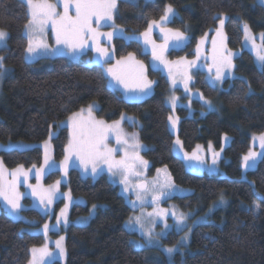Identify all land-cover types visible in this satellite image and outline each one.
<instances>
[{
	"label": "trees",
	"instance_id": "1",
	"mask_svg": "<svg viewBox=\"0 0 264 264\" xmlns=\"http://www.w3.org/2000/svg\"><path fill=\"white\" fill-rule=\"evenodd\" d=\"M166 5L176 11L168 25L189 34L182 47L168 50L170 56H192L225 15L227 45L239 49L234 57L235 74L224 78L221 87L211 85L203 70H198L194 80V86L217 102L220 111L204 110L198 99L193 100L191 113L185 106L173 111L165 101L167 77L149 65L146 72L154 82L152 92L139 101H130L110 86L101 64L63 54L25 59L27 5L23 0H0V28L7 33L0 52L9 69L1 82L0 141L38 142L53 128V157L59 159L68 130L58 121L96 101L95 112L105 120L122 113L136 119L150 172L165 166L175 184L191 189L166 200L183 210L206 215L193 226L188 247L174 252L169 260L158 247L134 244L138 234L124 226L132 209L116 184L104 173L96 178L83 177L72 167L67 186L85 203L71 206L70 219L87 214L92 204L96 209L86 223L70 222L64 229L66 264H264V150L254 167L242 172L240 166L241 154L248 148L257 155L256 147L250 145V133H264V65L258 67L252 53L242 47L240 23L264 33V7L255 0H117L115 22L144 38V33L153 32L149 22L158 19ZM111 45L118 58L131 53L147 62L148 53L137 39L115 35ZM173 112L179 116L176 133L169 120ZM224 133L231 139L223 148L228 159L221 162V172L194 171L175 152V148H182L192 157L202 149L197 144L219 145ZM0 157L8 167H30L42 162V151L38 145L10 148L0 150ZM186 161L194 167L190 159ZM57 176L58 171L51 170L44 180L49 182ZM22 211L26 217L37 218L38 223L45 219L35 208ZM31 225L27 219H13L0 211V264L27 263L30 247L43 242L41 234L28 230ZM178 234L173 231L163 239L172 244Z\"/></svg>",
	"mask_w": 264,
	"mask_h": 264
},
{
	"label": "rangeland",
	"instance_id": "2",
	"mask_svg": "<svg viewBox=\"0 0 264 264\" xmlns=\"http://www.w3.org/2000/svg\"><path fill=\"white\" fill-rule=\"evenodd\" d=\"M260 3L264 7V0H255ZM52 3H58V0H50ZM170 5H166L163 14L155 20H151L149 22H156L152 24L153 32L145 36L144 38L136 33H130L125 31L121 25L115 22V12L113 14V20L115 22L116 28H113V21L101 22V25L97 27L95 23L92 24V27L96 29V31L100 34L95 43L93 40L88 41V46L81 51L73 52L63 45L57 46L55 43V38L52 35L51 28L49 27L45 36L46 42L50 46V51H40L33 57H29L26 48L24 52V57L27 60H34L43 56H53L57 54H63L71 58H83L87 63H98L101 64L104 68L105 74L107 76L108 83L114 89H117L124 99L130 101H139L146 96H148L152 90L154 82L150 79L146 72V67L149 65L152 68L160 70L168 80V91L166 95V103L167 105L174 111L177 106H185L189 109L190 113L193 110L192 102L194 99H198L201 101V104L204 106V110H217L220 111V105L213 101L210 98L203 96L201 91L194 86V80L196 77V73L198 70H203L206 80L216 87L222 86V81L215 80L217 67L223 62L224 57H227L229 53H231V63L233 68L231 69V74L226 75V77H231L235 74L234 72V57L238 54L239 49L229 48L227 45L226 33L224 27L222 29V35L218 34L217 30L220 29L219 20L214 27L211 28L212 34L208 40L202 42V44L194 50V54L192 56H170L168 54L169 49H177L182 47L187 41L189 34L184 31H180L178 29H174L168 25L169 20L176 13L175 9H173V14H170L169 19L166 21H161V17L165 15V11L167 7ZM28 9V8H27ZM73 10H70V15L73 14ZM57 11L63 13L64 8L62 4H59ZM29 18V16H28ZM220 18L225 20V15H221ZM27 23V22H26ZM246 22H241V30H242V47L249 50L255 60V63L258 67H261L260 61L257 59L259 54H264V43L262 41L263 31L254 32L248 26L247 36L245 34L244 24ZM159 24V26H157ZM247 24V23H246ZM248 25V24H247ZM162 29H164L162 31ZM5 31L4 29H1ZM171 30V31H168ZM180 31L184 33L186 37L182 41H175L171 38L172 33ZM6 32V31H5ZM115 32V35L122 36L124 39H137L141 48L144 52L148 53L147 62L140 60L136 57L127 56L126 58H118L115 54V51L111 45L112 38L109 39L106 33ZM24 33L27 37V45H28V34L27 30L24 27ZM112 36V37H113ZM167 37V39H166ZM215 41V44H214ZM6 40L3 43H0V49L5 45ZM255 45V46H254ZM99 46L103 48L107 52V56L101 58L100 54L95 50V47ZM59 48V51L55 49ZM157 52L158 55H162L164 60L167 61V65L161 63L160 60L153 58V50ZM85 54V55H83ZM0 57L2 54L0 52ZM107 62H104V61ZM195 62L194 65H191L189 62ZM3 62V61H2ZM119 62V63H118ZM4 64V62H3ZM140 65H143V75L146 77L148 81L151 82V86L145 92H139L138 90L133 89H125L124 86L119 83L117 80L113 79L112 76L108 74L107 69L112 67L117 74L125 76L129 83L135 82V77L137 76ZM5 72L4 75L8 72V67L4 64ZM228 70L225 69V72ZM3 76H0V94L2 93L1 82ZM191 77V79H188ZM225 77V78H226ZM187 86V90H186ZM176 97L175 103H173L172 98ZM96 104V106H94ZM92 106L91 117L89 116V106ZM97 102L91 101L87 106L82 107L79 111H74L70 113L66 118L58 121L59 125H64L68 130L67 141L64 145L63 156L59 159H55L53 157V148L51 137L55 134V130L53 128L50 129L48 136L38 142H27V141H8L3 142L0 141V150H6L10 148H18L24 149L29 148L34 145H38L42 151V162L40 164H34L30 167L23 166H6L1 157H0V184L4 186L6 190H9L12 182H13V173L16 170H21V172L16 175V184L15 191L18 193H22L23 195L20 197V204L22 205L18 214H13L8 206L5 204L4 200L0 198V211H4L7 215L12 217L13 219L24 218L27 219L30 223L34 224L28 226V230L32 233H39L43 236V242L39 245H33L30 247V257L26 264H29L32 259V248H43L47 247L49 251L54 253L52 263L57 261V264H66V247L64 239L61 241L63 248L65 249V255L63 259L59 257V250L57 249L56 241L60 240L61 237L65 238V228L68 223L73 222L76 224L86 223L89 218L94 214L96 205H90L89 212L87 214L77 215L70 219V210L71 206L74 203H85L82 197H76L71 192L69 187L67 186L68 182V170L72 167L76 168L80 175L83 177H91L96 178L100 174H105L107 178L114 184L117 185L120 194L123 195L125 201L128 203L130 208L132 209L129 216L124 221V226L131 231H135L138 234L137 238H133L134 244L137 247L141 246H150V247H158L165 255L171 260V257L174 252L184 251L188 245L190 240V235L193 226L206 219V215L197 214L195 210H183L179 208L172 200H166L171 197L173 194L184 195L191 192V189L188 187L180 186L175 184L170 176L169 171L165 166H158L152 172L149 171V162L142 154L143 144L138 139V127L135 125L136 119L128 114L122 113L117 118L113 120H105L104 118L98 116L95 112L97 108ZM78 114L74 118L75 121L87 123L91 119L96 121H104L105 125H112L113 122H120V129L122 130L121 141L124 139L128 140V143L125 144L123 142H117V135L109 130L106 134L107 139L105 143L107 147L113 149L112 158L113 160H121L126 159L128 164L131 165L130 170L127 172H118L116 175H112L108 170V165L106 163L97 162V171L96 173L92 172L93 163L88 162L86 165L81 163V160L77 157L76 153H72L68 161L65 163L64 167H61V163L65 161V156L69 155L68 152L65 151L68 148L69 141L72 139L71 132L72 128L70 124L73 121L69 120V117H72L73 114ZM123 117V118H122ZM173 119L176 120V126L173 128L171 125V130L176 133L178 127L179 116H177L173 112ZM128 124V126H127ZM130 125V127H129ZM133 134H135V141L132 139ZM264 133H250V145L251 147H256L257 155L254 159L249 160L248 167H243L244 157L247 156L251 152V148H248L245 152L241 154L240 158V166L242 168V172L247 170L248 168H252L255 166L258 158L260 157L264 148L261 147L259 142V137ZM231 136L229 134H222L220 137L219 145H216L213 142H208L206 145L197 144L196 146L202 147L195 156L199 157V159H190L192 166H189L186 161L185 154L189 155L190 151H186L182 148H175L176 154H178L186 165L194 171H222L221 162H225L228 157L224 155L223 148L230 142ZM138 142L140 147L139 149L134 148L132 145ZM138 152L139 158L137 159L136 153ZM45 153H47L49 157V164L45 165ZM128 154L127 157L125 154ZM218 154V155H215ZM141 159L146 161L147 164L141 163ZM213 159H215V163H213ZM42 170L39 179H37L38 170ZM51 170H57L58 176L52 181H45L46 174ZM159 170V171H158ZM114 171H116L114 169ZM22 173H27V182L25 183V176ZM124 175H127L126 183H121V180L124 178ZM60 181L59 185H57V195L53 199L52 203L48 205L47 210L43 205H41L40 200L37 196L32 195V188L28 187V185L37 186V191L42 192L43 190L49 189L50 186L56 185V182ZM140 182H145L147 191L145 189H139L138 185ZM166 182L171 184V187L164 186ZM127 187V191L125 188ZM166 193L165 195H161V193ZM67 193L69 195L65 196ZM137 193L140 194V199L137 198ZM158 197V199L154 200L153 197ZM47 203V201H45ZM218 204V203H217ZM95 206V207H93ZM35 208L37 209L45 219L38 223L37 218L34 217H26L23 213V209L25 208ZM64 209V214H61V210ZM152 215H149V214ZM173 213L176 215L174 216ZM183 214L185 216V221L182 225H176V216ZM60 217V223L57 224V217ZM65 218L67 222L65 223ZM139 218V222L137 220ZM48 225V231L45 233V225ZM167 225V227H166ZM178 232L179 234L176 236V241L172 244H168L164 241L163 238L168 236L170 232ZM149 236L153 237L151 242L149 241ZM187 236V239H183V237ZM174 247L173 253L169 254L165 251L168 247Z\"/></svg>",
	"mask_w": 264,
	"mask_h": 264
},
{
	"label": "snow or ice",
	"instance_id": "3",
	"mask_svg": "<svg viewBox=\"0 0 264 264\" xmlns=\"http://www.w3.org/2000/svg\"><path fill=\"white\" fill-rule=\"evenodd\" d=\"M26 3L28 8V20L25 24V29L28 34V45L26 48V52L29 57H33L40 51H50V46L46 42L45 36L48 28H51L52 35L55 38V43L57 46L63 45L69 50L76 52L81 51L88 46V41L93 40L95 43L96 38L100 35L96 29L92 27V24L95 23L97 27L101 25V22L113 21V28H116L115 22L113 20L114 11L117 8V0H58V3H52L50 0H23ZM59 4L63 5L64 11L60 13L57 11ZM74 9L75 15H70V10ZM170 14H173V9L171 6H168L165 15L161 17V21H166L169 19ZM156 23L155 21L149 24V29L152 28V24ZM220 29L217 30L218 34L222 35L223 25L225 23L223 18H220ZM159 26V24H157ZM245 34L247 36L248 33V25L244 24ZM164 29H162L163 31ZM171 31V30H168ZM115 32H109L106 35L109 39ZM145 36L148 33H144ZM264 36V34H262ZM7 38V33L3 30H0V43H3ZM172 39L179 42L184 40L186 37L183 32L176 31L172 33ZM167 39V37H166ZM215 44V41H214ZM255 46V45H254ZM199 47V46H198ZM59 51V48L55 49ZM95 50L100 54V57H106L107 52L105 49L100 48L99 46L95 47ZM132 54H129L131 58ZM231 53L227 57H224L223 62L217 67V72L215 76V80L221 81L226 75L231 74V69L233 65L231 63ZM153 58L158 59L161 63L167 65V61L164 60L162 55H158L155 49L153 50ZM3 57H0V76L4 75L5 68L3 64ZM257 59L260 61L261 65H264V54H259ZM104 62H107L106 60ZM119 63V62H118ZM191 65H194L193 62H189ZM225 69L228 71L225 72ZM108 74L112 76L113 79L117 80L121 83L124 88L138 90L139 92H145L150 88L151 82L146 79L143 75V65H140L139 72L135 77L134 83H129V80L120 74H117L116 71L112 67L107 69ZM191 79V77H188ZM187 90V86H186ZM176 97L172 98L173 103H175ZM92 106H89V116L91 117ZM78 116V114H73L72 117H69L70 121H73L70 124L72 128L71 136L72 139L69 141L68 148L65 149L69 155L65 156V161L61 163V167L63 168L65 163L68 161L72 153H76L77 157L81 160L82 164H87L88 162L93 163L92 172L96 173L97 171V162H103L108 165V170L112 175H116L118 172H127L130 170L131 165L128 164L126 159L121 160H113L112 153L113 149L107 147L105 140L107 133L109 130L113 131L117 135V142H123L125 144L128 143L127 139L121 141L122 130L120 129L119 121L113 122L112 125H105L104 121H96L91 119L87 123L75 121L74 118ZM123 118V117H122ZM169 120L172 122L173 128L176 126V120H173L172 117H169ZM132 139L135 141L136 137L133 134ZM259 142L262 148H264V134H262L259 138ZM177 144L180 143L179 140L176 141ZM134 148L139 149L140 145L138 142L132 145ZM127 157V153L125 154ZM218 155V154H215ZM137 159L139 158L138 152L136 153ZM256 153L250 152L247 156L244 157L243 167H248V161L254 159ZM185 158L187 159H199V157L193 155L192 157H188L187 153L185 154ZM141 163L147 164L146 161L141 159ZM213 163H215V159H213ZM49 164V157L47 153H45V165ZM114 169L116 171H114ZM42 170H38L37 179L42 173ZM159 171V170H158ZM21 172V170H16L13 173V182L9 190H6L2 184H0V198H2L5 204L8 206L10 211L13 214H18L22 205L20 204V197L23 195L22 193H18L15 191L16 184V175ZM25 176V183L27 182V173H22ZM127 175H124V178L121 180V183H126ZM60 181L56 182V185H52L49 189L43 190L42 192L37 191V186L28 185V187L32 188V195L37 196L40 200L41 205L45 207L47 210L48 205H50L53 199L57 195V185H59ZM167 186L171 187L169 182H166L162 187ZM138 187L143 188V185H138ZM127 187L125 191H127ZM147 191V189H145ZM166 193H161V195H165ZM65 196L69 195L67 193ZM137 198L140 199V194L137 193ZM154 200L158 199V197H153ZM47 201V203H45ZM95 207V206H93ZM259 207V205H257ZM64 209L61 210V214H64ZM149 215H152L151 213ZM175 216L176 214L173 213ZM185 216L183 214L176 216V225L180 226L185 221ZM139 222V218H137ZM67 222L65 218V223ZM60 223V217H57V224ZM167 227V225H166ZM45 233H47L49 226L46 224L44 226ZM64 238L61 237L60 240L56 241L57 249L59 250L58 254L61 259H63L65 255V249L63 248L61 241ZM153 237L149 236V241ZM183 239H187V236L183 237ZM174 247H168L165 251L169 254L173 253ZM32 259L29 264H52L54 253L49 251L45 246L43 248L37 249L32 248Z\"/></svg>",
	"mask_w": 264,
	"mask_h": 264
},
{
	"label": "water",
	"instance_id": "4",
	"mask_svg": "<svg viewBox=\"0 0 264 264\" xmlns=\"http://www.w3.org/2000/svg\"><path fill=\"white\" fill-rule=\"evenodd\" d=\"M139 185H143L144 186L143 188L139 187V189H141V190L145 189V187H146V183L145 182H140Z\"/></svg>",
	"mask_w": 264,
	"mask_h": 264
}]
</instances>
